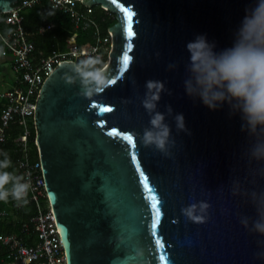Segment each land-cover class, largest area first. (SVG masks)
<instances>
[{
    "label": "water",
    "instance_id": "water-1",
    "mask_svg": "<svg viewBox=\"0 0 264 264\" xmlns=\"http://www.w3.org/2000/svg\"><path fill=\"white\" fill-rule=\"evenodd\" d=\"M83 2L115 14L108 69L116 82L85 98L78 83L67 80L71 62H62L33 109L67 264H264L256 255L264 237L239 222L256 215L245 191L264 189L260 165L248 163L239 116H230L227 105L210 111L183 89L186 43L205 35L217 52L231 47L254 0ZM19 4L0 0V13ZM125 52L130 60L121 72ZM170 63L178 67L169 70ZM148 80L168 90L161 93L160 112L171 105L173 115H184L187 131L179 133L166 118L175 139L168 155L141 140L149 122L141 105ZM192 203L209 205L204 222L182 214Z\"/></svg>",
    "mask_w": 264,
    "mask_h": 264
},
{
    "label": "clouds",
    "instance_id": "clouds-1",
    "mask_svg": "<svg viewBox=\"0 0 264 264\" xmlns=\"http://www.w3.org/2000/svg\"><path fill=\"white\" fill-rule=\"evenodd\" d=\"M215 43H210L205 35H197L186 43L188 54L184 64V94L199 100L210 111H216L227 105L230 116H239L240 131L246 134L249 144L246 150L248 163L256 162L264 175V0H254L234 33L231 47L215 51ZM178 66L168 64L169 70ZM68 82L79 85V94L91 98L103 92L113 83L108 69L99 55L83 53L82 58L71 62L67 71ZM145 94L141 105L149 116L141 136L145 147L169 154L175 144L172 129L166 122L172 117L177 133L187 131L184 115H173L171 105L165 106V112L158 110L161 93L168 91L164 82L148 80L145 82ZM171 95V93H168ZM0 159V202L9 198L18 203H27L31 187L23 176L8 171L12 161L6 152ZM233 194H237L236 191ZM255 208V219L240 216V224L259 236L264 237V189L245 191ZM207 203H192L181 209L182 214L193 222L202 223L206 218ZM264 245V241L259 242ZM264 258V249L256 254Z\"/></svg>",
    "mask_w": 264,
    "mask_h": 264
},
{
    "label": "built area",
    "instance_id": "built-area-1",
    "mask_svg": "<svg viewBox=\"0 0 264 264\" xmlns=\"http://www.w3.org/2000/svg\"><path fill=\"white\" fill-rule=\"evenodd\" d=\"M40 0H20V4L6 14V23L10 29L0 31L1 54L10 57L11 70L15 74L9 89L0 93V152L6 140V131L10 124L18 123L22 131L17 138L19 157L16 175L30 182L27 201L34 207L32 214L23 221L19 217V204L14 201L3 208L0 202V220L14 226V231H0V264H67L62 236L59 231L53 208L48 199L40 156L36 146L37 158L31 157L29 137L32 129L36 135L34 108L38 93L51 72L62 62H74L82 58L83 53L99 55L105 64L108 62L112 44V33L108 29L105 35L98 30L94 34V44H77L75 34L67 39V49L43 54L38 51L24 29L22 10L32 7ZM53 9L67 14L75 26L82 22L93 23L91 13L95 4H86L83 0H48ZM105 15L113 12L100 5ZM51 24L40 26L38 34H44Z\"/></svg>",
    "mask_w": 264,
    "mask_h": 264
},
{
    "label": "trees",
    "instance_id": "trees-1",
    "mask_svg": "<svg viewBox=\"0 0 264 264\" xmlns=\"http://www.w3.org/2000/svg\"><path fill=\"white\" fill-rule=\"evenodd\" d=\"M21 15L23 17V27L29 33L30 39L33 41L36 49L42 51L43 54H47L52 51H64L67 49V39L75 34V42L77 44H94V34L96 30L101 35H105L108 29L116 23L115 14L112 16L105 15L103 9L99 4L93 6V11L90 15L93 23L82 22L80 25L75 26L72 19L60 10L53 9L48 0H40L32 7L22 10ZM6 14L0 13V31L6 33L11 27L6 23ZM51 24V28L46 30L44 34H38L40 26ZM2 50V44L0 43V52ZM21 127L18 123L10 124L6 131V140L2 146L0 152V159L3 158L2 153L6 152L12 161L11 167L8 171L13 172L16 175L17 172V159L19 157V146L17 138L21 134ZM36 137L34 130L32 129L29 137V144L31 146V157L37 158L36 146L34 144V138ZM14 202L11 198L7 202H2L1 206L7 208V205ZM19 217L25 221L30 214L34 211L33 204L28 202L18 203ZM0 231L4 233H10L14 231V226L5 224L0 220Z\"/></svg>",
    "mask_w": 264,
    "mask_h": 264
},
{
    "label": "rangeland",
    "instance_id": "rangeland-1",
    "mask_svg": "<svg viewBox=\"0 0 264 264\" xmlns=\"http://www.w3.org/2000/svg\"><path fill=\"white\" fill-rule=\"evenodd\" d=\"M111 50H112V44H111L110 51ZM107 60H108L107 62V65H108L110 62V56L108 57ZM14 77H15V74L11 70L10 60L0 55V93L3 90H7L10 88V86L13 83Z\"/></svg>",
    "mask_w": 264,
    "mask_h": 264
},
{
    "label": "snow or ice",
    "instance_id": "snow-or-ice-1",
    "mask_svg": "<svg viewBox=\"0 0 264 264\" xmlns=\"http://www.w3.org/2000/svg\"><path fill=\"white\" fill-rule=\"evenodd\" d=\"M127 34H128V36H132L133 35V33H132V31H131V28L129 27L128 28V32H127ZM129 47V50H130V48H131V45H129L128 46ZM130 60V57H129V55L127 54V52H125V54H124V56H123V65H124V67H122L121 69H120V71L121 72H123L124 71V68H126L127 66H128V61ZM116 81H112V83L114 84ZM111 109H104V108H102L101 109V111H110ZM126 139H129V140H131V137H126ZM153 227H155V222L153 223ZM157 243H159V241H157Z\"/></svg>",
    "mask_w": 264,
    "mask_h": 264
},
{
    "label": "crops",
    "instance_id": "crops-1",
    "mask_svg": "<svg viewBox=\"0 0 264 264\" xmlns=\"http://www.w3.org/2000/svg\"><path fill=\"white\" fill-rule=\"evenodd\" d=\"M3 56V55H2ZM4 58H7V59H9L10 60V57L9 56H3Z\"/></svg>",
    "mask_w": 264,
    "mask_h": 264
}]
</instances>
